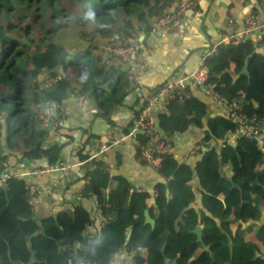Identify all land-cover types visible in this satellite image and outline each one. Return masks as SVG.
Returning a JSON list of instances; mask_svg holds the SVG:
<instances>
[{
  "label": "trees",
  "instance_id": "trees-1",
  "mask_svg": "<svg viewBox=\"0 0 264 264\" xmlns=\"http://www.w3.org/2000/svg\"><path fill=\"white\" fill-rule=\"evenodd\" d=\"M177 3L0 0V111L7 114L6 136L0 132V173L12 155L20 154L25 161L46 159L53 167L63 161L66 143L46 144L50 130L41 126L34 103L56 104L62 118L64 101L73 93L83 94L113 123L112 112L133 90L127 71L117 59L105 57L97 36L118 34L108 42L117 45L140 30H152L157 17ZM73 23L87 44L68 48L54 42L57 33ZM248 57V74H240ZM204 62L208 82L264 126V35L259 40L219 43ZM61 70L76 75L61 76L41 88L46 77ZM199 113L206 118L207 129L198 142L208 144L195 155L200 158L194 167L174 155L159 157L164 180L156 184L154 194L132 191L128 179L111 174L102 159L88 163L79 197L96 194L106 219L92 236L83 230L94 222L82 203L38 217L26 202V180L8 179L0 186V264H93L95 257L104 264H124L114 262L121 250L132 257L130 264H264V168L257 143L245 136L236 138V146L227 142L235 122L223 111L209 113L208 103L193 95L173 99L167 111L158 113V125L173 137L186 131ZM92 137L75 150L80 160L89 157L84 147ZM221 162L226 177L219 172ZM195 176L204 190L199 208L191 182ZM146 210L155 221L153 227L146 222ZM197 225H202L207 250L193 232Z\"/></svg>",
  "mask_w": 264,
  "mask_h": 264
},
{
  "label": "crops",
  "instance_id": "crops-1",
  "mask_svg": "<svg viewBox=\"0 0 264 264\" xmlns=\"http://www.w3.org/2000/svg\"><path fill=\"white\" fill-rule=\"evenodd\" d=\"M251 13L264 17L261 0H196V6L185 13L183 22L180 25L136 32V36L133 37L142 45L140 58L147 66L143 79L146 88L155 90L171 75L188 72L196 68L198 63L205 57V54L210 52L214 45L219 44L222 36L232 33L236 26H242L244 18ZM230 19L235 21L234 25H229ZM110 38L115 39L118 37ZM106 40V44L112 41L109 38ZM255 40H259V37ZM99 45L101 48L103 47L101 40ZM104 55L105 57L117 59L122 65V70L127 71L124 63L118 58L106 53ZM61 74L72 78L76 75L70 70L66 72L61 70ZM46 75L47 72L41 76V79ZM212 86L218 91L214 85ZM218 92L220 93V91ZM192 95L208 103L209 113L216 114V112L223 111L226 114V109L218 104L217 100L203 94L201 91L194 89ZM221 96L223 95L221 94ZM61 109L65 114L61 118V130L50 131L46 144L66 143L63 150V160L70 159L73 162H78L81 160L75 150L86 141L87 137L93 135L87 142L90 145L89 150H91L92 148H98L96 142L100 144L105 142L110 132H115L119 136L126 135L132 120L136 117L139 104L135 93L129 90L122 105L118 106L110 116L113 123H109L102 117V111L97 109L94 101L88 96L85 98L84 105L78 107L73 93L71 97L64 101ZM157 112L163 111L157 110ZM158 113L155 116L157 121ZM206 129V118L199 113L196 114L195 121L186 131L173 135L175 157L179 162H188L194 167L195 162L200 158V155H195L200 153L201 147L204 150L208 144V141L205 142L206 145L198 142ZM136 141L135 138L127 136L122 144L112 147L108 153L102 154L97 159H102L108 164L111 174H119L128 179L132 185V191L136 189L154 194L156 184L164 180L161 175L160 163L158 161L156 167L148 165L140 155ZM3 144L5 148V140ZM89 150L85 148V153L90 154L91 151ZM193 150H195V154ZM52 167L53 165L49 164L46 159L25 161L18 154L10 157L8 166L4 170L31 171L40 169L42 172L40 171L37 175L26 177V183H49L60 180L62 176L59 171L45 170ZM85 171V166H76L70 172L71 182L67 186L57 189L51 196L38 197L35 202L37 216L44 217L65 210H72L74 205L82 203L91 212L94 222L84 227V233L89 236H92L95 232L98 233L106 219L104 213L98 208L100 205L96 194L86 198L79 197V193L85 187L86 179L83 177ZM191 182L196 192L195 204L199 208L201 206V194L204 190L201 188L196 176ZM115 186L116 182L112 181L110 187L113 189ZM79 246L80 244L76 245L77 248ZM119 252L114 262L130 264L132 257H129L124 250ZM93 260V264H104L103 260L98 257L93 258Z\"/></svg>",
  "mask_w": 264,
  "mask_h": 264
},
{
  "label": "built area",
  "instance_id": "built-area-1",
  "mask_svg": "<svg viewBox=\"0 0 264 264\" xmlns=\"http://www.w3.org/2000/svg\"><path fill=\"white\" fill-rule=\"evenodd\" d=\"M264 9V0H261ZM196 6V0H178V3L171 10L166 11L152 24V30L165 27H176L183 22L185 13ZM233 19L229 20V25H234ZM264 35V17L259 14L251 13L247 15L242 26H236L232 33L223 35L219 43L230 42H245L249 38L262 37ZM217 45L206 55L212 53ZM102 50L107 55L118 58L126 66L128 80L131 88L139 101V109L136 117L132 120L126 135H117L115 132H110L107 135L105 142L100 144L96 142L98 148L89 150L90 145L85 144L86 150L90 154L87 159L73 162L70 159H65L59 162L58 165L50 169L62 173L60 180L49 183H28L26 202L35 209V202L38 197L51 196L57 189L67 186L71 182V174L76 166H87L94 158H100L102 154L108 153L109 150L117 145L122 144L127 136L135 138L137 147L143 160L150 166L156 167L158 158L163 155L175 156V141L173 137L168 136L162 129L159 128L158 121L155 119L157 110L167 111L170 102L178 97L179 100L189 98L193 94V90L201 91L203 94L217 100L226 109V116L236 124L235 131L227 138V142H234L236 138L245 136L257 143L260 148L263 158L264 168V126L254 117L248 116L242 112L236 102H230L226 97L214 89L208 83V68L205 65V57L198 63L196 68L188 72H179L171 75L155 90L146 88L144 83V74L146 64L140 58L141 43L135 37H129L127 41L117 45L105 44ZM64 74H59L54 77H46L41 85V88L50 86ZM76 105L82 107L86 95L75 94ZM58 106L50 101H41L34 103L33 109L42 127L50 131H57L61 127V117L57 113ZM2 117L0 111V119ZM1 132V122H0ZM141 137V138H140ZM196 150V149H195ZM195 150L193 153L195 154ZM192 153V154H193ZM40 169L31 171L4 170L0 173V186L5 184L11 177L25 179L31 175H37ZM44 172V170H43ZM98 208H100L98 206Z\"/></svg>",
  "mask_w": 264,
  "mask_h": 264
},
{
  "label": "rangeland",
  "instance_id": "rangeland-1",
  "mask_svg": "<svg viewBox=\"0 0 264 264\" xmlns=\"http://www.w3.org/2000/svg\"><path fill=\"white\" fill-rule=\"evenodd\" d=\"M12 17L17 19L16 16H12ZM80 32H81V28L77 24L73 23L68 28L60 30L57 33V35L54 39V42L61 43L65 46H67L68 48L85 46L87 43L85 40H83L81 38ZM97 38L99 40L98 41L99 44H100V40L102 42V45L106 44V42H107L106 37H104L100 34L97 36ZM25 42H27V40ZM32 109H33V107H32ZM3 142H4V140H3Z\"/></svg>",
  "mask_w": 264,
  "mask_h": 264
},
{
  "label": "water",
  "instance_id": "water-1",
  "mask_svg": "<svg viewBox=\"0 0 264 264\" xmlns=\"http://www.w3.org/2000/svg\"><path fill=\"white\" fill-rule=\"evenodd\" d=\"M115 37H118V34H116ZM109 39L110 40H113L114 38H109ZM248 64H249V57L247 58L244 67L240 71V74H248ZM1 114H2V117L0 119V122H1V131H2V136L5 137L6 136V133H7V126H6V116H7V114H6V111H2ZM232 145L233 146H236V142H233ZM219 172H220V174L222 176H225L226 177V174L223 172L222 162L220 163ZM233 186L234 187H237V184H235L233 182ZM145 217H146V222L147 223H150L151 226L153 227L155 225V221L151 218L148 210L145 211ZM193 232L197 235V241L200 242L203 245V247L207 250L208 248H207V246H206V244L204 242V238H203V229H202V226L201 225H197V227L193 230ZM129 239H130V233L127 236V241Z\"/></svg>",
  "mask_w": 264,
  "mask_h": 264
},
{
  "label": "clouds",
  "instance_id": "clouds-1",
  "mask_svg": "<svg viewBox=\"0 0 264 264\" xmlns=\"http://www.w3.org/2000/svg\"><path fill=\"white\" fill-rule=\"evenodd\" d=\"M2 132V131H1Z\"/></svg>",
  "mask_w": 264,
  "mask_h": 264
}]
</instances>
